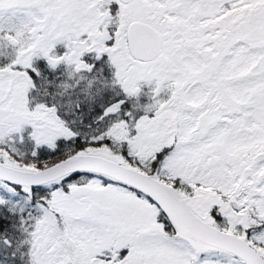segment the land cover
Listing matches in <instances>:
<instances>
[{
	"label": "snow or ice",
	"instance_id": "1",
	"mask_svg": "<svg viewBox=\"0 0 264 264\" xmlns=\"http://www.w3.org/2000/svg\"><path fill=\"white\" fill-rule=\"evenodd\" d=\"M0 264H264V0H0Z\"/></svg>",
	"mask_w": 264,
	"mask_h": 264
}]
</instances>
